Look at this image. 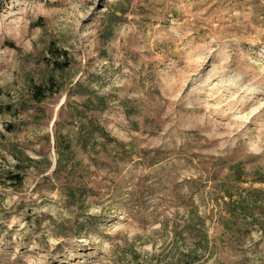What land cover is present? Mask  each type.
I'll use <instances>...</instances> for the list:
<instances>
[{"label": "rangeland", "instance_id": "1", "mask_svg": "<svg viewBox=\"0 0 264 264\" xmlns=\"http://www.w3.org/2000/svg\"><path fill=\"white\" fill-rule=\"evenodd\" d=\"M0 264H264V0L11 1Z\"/></svg>", "mask_w": 264, "mask_h": 264}, {"label": "trees", "instance_id": "2", "mask_svg": "<svg viewBox=\"0 0 264 264\" xmlns=\"http://www.w3.org/2000/svg\"><path fill=\"white\" fill-rule=\"evenodd\" d=\"M11 1H13V0H0V13H1L3 10L6 9V7L9 5V3H10ZM66 66H67V64H57V67L60 68V69H64V67H66ZM37 93H38V94H41V90H40V88L37 89L36 94H37ZM11 178H13V179H17V180L20 181V177H19V176H14V177L11 176Z\"/></svg>", "mask_w": 264, "mask_h": 264}]
</instances>
